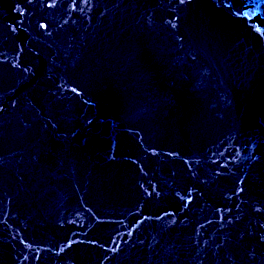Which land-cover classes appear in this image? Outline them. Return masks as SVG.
Here are the masks:
<instances>
[{"label":"water","instance_id":"95a60500","mask_svg":"<svg viewBox=\"0 0 264 264\" xmlns=\"http://www.w3.org/2000/svg\"><path fill=\"white\" fill-rule=\"evenodd\" d=\"M0 264H264V0H0Z\"/></svg>","mask_w":264,"mask_h":264}]
</instances>
